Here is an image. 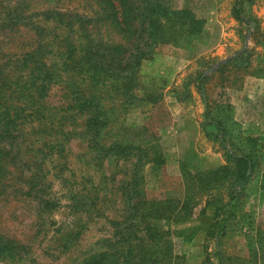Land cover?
<instances>
[{
	"label": "rangeland",
	"instance_id": "obj_1",
	"mask_svg": "<svg viewBox=\"0 0 264 264\" xmlns=\"http://www.w3.org/2000/svg\"><path fill=\"white\" fill-rule=\"evenodd\" d=\"M239 1L168 0V11L153 16L163 37L159 33L133 78L136 99L122 94L130 88L123 85L127 78L118 80L119 92L107 85L84 95L100 98L104 107L107 126L99 142L88 129L91 114L78 105L62 111L64 93L89 88L76 82L83 77L65 74L74 88L54 89L49 104L42 101V115L41 104L12 95L6 105L20 113H13L11 131L0 132V264H86L112 252L140 194V203L151 206L146 213L153 227L168 232L177 264H264V255L254 251L264 244V0H246L241 19ZM91 9L89 17L97 18L93 0H0L2 76L28 82L35 64L25 67V60L34 52L50 66L64 50L55 13ZM22 13L28 20L17 22ZM138 22L139 29L145 26ZM93 36L110 47L128 43L112 26ZM222 136L232 152L259 154L250 182L232 202L224 236L217 208L236 183L231 176L208 181L231 167ZM118 143L125 146L121 152ZM187 195L190 209L180 212L182 218L155 220L156 209L167 211L170 203L179 209Z\"/></svg>",
	"mask_w": 264,
	"mask_h": 264
},
{
	"label": "trees",
	"instance_id": "obj_2",
	"mask_svg": "<svg viewBox=\"0 0 264 264\" xmlns=\"http://www.w3.org/2000/svg\"><path fill=\"white\" fill-rule=\"evenodd\" d=\"M96 4V10L93 12V16L97 15V18H90L89 12L85 14H72L67 12H56L58 16V27L62 30L63 38L60 36L59 43L64 48L59 52L57 59L52 60L50 66H47L40 55L37 52L29 54V60H25V67L27 63L33 61L35 64L34 70L28 77V82L14 81L12 78H6L2 73V66L0 65V132L11 131L14 126V114L17 116L20 111L18 108L7 106L6 102L15 95L18 100L22 98L31 99L33 105L41 104L38 108L39 115H42V101L49 104V100L52 96V92L55 89L63 88L62 85H70L73 89V85L65 81V74L74 75L75 78H81L76 82H88V89L83 87H76V91L66 92L63 95V105L65 108L62 110H71L75 105L79 106L82 113L88 112L92 118L88 120V129L93 132L95 141L99 142V138L102 137L104 130L107 126V118L104 117V107L100 98L92 96L86 98L84 96L91 90L100 88H107L109 85L115 92H119L120 84L118 80L129 79V83L123 82L124 87L128 85V91H123L122 94H126L130 98H135L132 94L133 78H135L137 69L141 65L144 59H149L152 52L151 48L154 45L156 39L161 33L163 37L162 29L155 26V20L153 16L162 10L168 11V0H93ZM246 0L239 1V8L236 10V17L239 19L243 12V5ZM251 1V0H248ZM91 5V3H90ZM92 6V5H91ZM8 13L9 20L11 22L12 16ZM17 22L22 21V18L28 20V16L24 13L20 16H16ZM241 19V18H240ZM144 20L145 26L138 28V21ZM2 23V26H4ZM30 23V22H28ZM104 28L107 30L109 26H112L116 32L124 39L127 44L115 43L108 45L101 37L96 38L93 33L98 28ZM77 29V31H76ZM1 30V28H0ZM140 30L144 36H147V40L143 41L145 47L142 48L140 37L138 34ZM152 30V31H151ZM76 36L79 41V47L75 46L73 37ZM119 36V37H120ZM120 37V39H121ZM32 57V58H31ZM39 57V58H37ZM108 57V58H107ZM34 59V60H32ZM4 66V65H3ZM30 68H33L30 66ZM87 78V80H85ZM108 78L113 79L112 84H108ZM205 79L199 76L198 83L202 93H204V81ZM65 88V87H64ZM31 90L33 92H31ZM102 90V89H100ZM28 92V94H27ZM94 93V92H92ZM22 111V110H21ZM14 113V114H13ZM205 131L210 134L207 126L211 125L209 106L205 114ZM220 129V124H215ZM221 130V129H220ZM221 144L226 150V157L228 164L215 173L210 174L209 182L213 183V180H224L231 176V179L236 183L235 187L229 190V200L224 204H221L217 209L222 212V220L219 223V234L224 236L227 231V226L231 219L232 202L237 198V194L243 193L246 185L252 178V173L255 168L256 159L259 154L254 152L236 153L227 149V141L222 136L220 137ZM116 149L120 152L125 146H121L119 143L114 144ZM105 146L103 151H105ZM2 157H0V170L3 168ZM251 169V173L248 171ZM264 183V180H263ZM262 183V184H263ZM241 187V188H240ZM143 196H136L138 200L136 204L131 205L130 213L126 218V224L123 229H118L116 234V240L113 243L112 252H100L98 255L92 257L86 264H177L178 256L173 254V245L169 237H166L167 231H159L156 226L153 227L154 219L150 218L146 212L151 210V206L141 204ZM190 196L187 195L182 201L180 208H177L175 203H170L167 211H159L156 209L155 220H161L163 218L168 220H177L183 216L181 211L189 208ZM133 202V203H135ZM217 202H222L220 198ZM180 204V203H179ZM187 209V210H188ZM177 210L176 213H174ZM182 216V217H181ZM141 218L140 223L144 226L142 235H138L136 232L138 229L137 218ZM151 221H148V220ZM128 228V229H127ZM72 234L63 238L66 249L68 248L67 241ZM169 235V234H168ZM261 234L259 233V236ZM68 238V239H67ZM264 244H260V247L255 251L256 254L260 253L264 255ZM115 250V252H113ZM223 257V256H222ZM223 259V258H222ZM224 260V259H223ZM85 264V263H84ZM224 264V262L222 263Z\"/></svg>",
	"mask_w": 264,
	"mask_h": 264
}]
</instances>
